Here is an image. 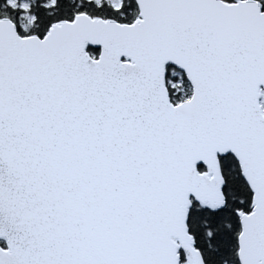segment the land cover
Returning a JSON list of instances; mask_svg holds the SVG:
<instances>
[{
    "label": "snow or ice",
    "instance_id": "6c2138e0",
    "mask_svg": "<svg viewBox=\"0 0 264 264\" xmlns=\"http://www.w3.org/2000/svg\"><path fill=\"white\" fill-rule=\"evenodd\" d=\"M0 264H264V0H0Z\"/></svg>",
    "mask_w": 264,
    "mask_h": 264
}]
</instances>
